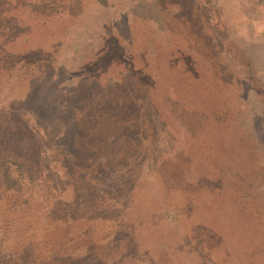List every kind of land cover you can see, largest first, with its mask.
I'll use <instances>...</instances> for the list:
<instances>
[{
  "label": "rangeland",
  "instance_id": "1",
  "mask_svg": "<svg viewBox=\"0 0 264 264\" xmlns=\"http://www.w3.org/2000/svg\"><path fill=\"white\" fill-rule=\"evenodd\" d=\"M0 264H264V0H0Z\"/></svg>",
  "mask_w": 264,
  "mask_h": 264
},
{
  "label": "trees",
  "instance_id": "2",
  "mask_svg": "<svg viewBox=\"0 0 264 264\" xmlns=\"http://www.w3.org/2000/svg\"><path fill=\"white\" fill-rule=\"evenodd\" d=\"M4 171H5L6 179L9 180L11 178L10 171H7L6 168H4Z\"/></svg>",
  "mask_w": 264,
  "mask_h": 264
}]
</instances>
